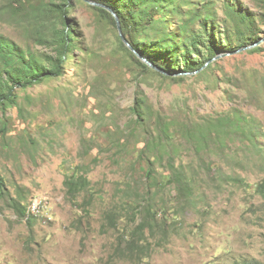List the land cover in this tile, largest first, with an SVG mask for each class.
Listing matches in <instances>:
<instances>
[{
	"label": "rangeland",
	"instance_id": "1",
	"mask_svg": "<svg viewBox=\"0 0 264 264\" xmlns=\"http://www.w3.org/2000/svg\"><path fill=\"white\" fill-rule=\"evenodd\" d=\"M206 1L224 45L228 0ZM55 2L0 0V35L41 59L56 55L52 39L64 22ZM230 2L255 18L263 38L264 0ZM67 8L79 47L64 73L18 88L19 104L0 109L9 194H0V264H264V41L261 51L221 52L210 69L174 80L140 67L93 4L70 0ZM185 17L166 18L178 32ZM140 96L146 121L131 109ZM224 115L239 126L213 124ZM159 119L169 136L160 135ZM206 123L213 139L186 136V127ZM173 163L190 180L189 199L173 182ZM74 170L87 179L77 198L67 191ZM36 197L45 204L31 226L13 203L29 210ZM140 204L153 206L152 224L135 235Z\"/></svg>",
	"mask_w": 264,
	"mask_h": 264
},
{
	"label": "trees",
	"instance_id": "2",
	"mask_svg": "<svg viewBox=\"0 0 264 264\" xmlns=\"http://www.w3.org/2000/svg\"><path fill=\"white\" fill-rule=\"evenodd\" d=\"M55 2L54 10L59 12L64 22L61 29H57L52 42L56 55L45 53L43 59L39 58L34 53H29L23 49L15 40L0 35V109L5 114V109L9 106L18 105L17 89H26L47 79L58 77L65 71V66L68 64L71 52L79 47L78 33L73 23L67 18L70 0H58ZM105 4L113 8L121 22L123 34L130 43L149 61L165 70L161 72L154 70L164 77H169L174 80H182L189 76L193 71L202 68L208 61L216 60L221 52L233 53L244 46L253 44L260 39L258 34L256 20L249 12L242 10L236 3L226 1L227 18L232 21L231 29L221 31L224 35L227 34L225 44L222 41L218 42L215 35V18L212 5L206 0H92ZM186 5L187 9L182 6ZM107 17L117 28L118 23L113 13L101 5H94ZM172 14L178 16H186L180 19L179 31L175 32L174 28H170L173 21H169L166 17ZM198 24L199 28L195 27ZM152 31L155 32L151 35ZM233 37V39L231 38ZM122 44L130 51L133 60L145 70H151L146 62L128 47L120 35ZM237 40L234 43V40ZM228 43V44H226ZM253 50H262L260 45L252 48ZM206 50V51H205ZM206 52V53H205ZM210 62L205 68L212 67ZM204 68V69H205ZM153 70V69H152ZM203 70V69H202ZM201 70V71H202ZM200 72V71H199ZM198 72V73H199ZM196 74V73H193ZM143 95V91H139ZM144 96H140L137 104L132 106V111L137 114L138 120H147L149 113L146 108ZM216 126L224 127L225 132L230 131V128L239 126V119H235L230 115H224L217 121H212ZM159 123L161 120L159 119ZM219 127V128H221ZM211 127L198 124L194 128L186 127V136L191 140H196L197 144L207 142L209 138L213 139ZM171 127L165 122L161 123L160 135L162 132L169 136ZM173 182L177 181L181 195L189 199L191 192L189 185L190 180L183 171L182 166L172 164ZM147 176L155 182V176L152 169L147 170ZM187 179V181L185 180ZM87 179L78 174L77 170L69 175L68 194L77 198L81 192L86 189ZM5 181L0 174V194L2 197L9 196L6 193ZM258 191L264 197V182L258 187ZM190 191V192H189ZM13 206L15 211L21 218L28 217V222L33 226L32 216L28 213V208L21 201H14ZM145 214L143 220L135 226L134 234H145L147 227L152 224L153 206L140 204ZM143 211L138 210L133 214L134 218L140 217ZM136 244L132 250L137 251ZM243 264H262L261 262H245Z\"/></svg>",
	"mask_w": 264,
	"mask_h": 264
},
{
	"label": "water",
	"instance_id": "3",
	"mask_svg": "<svg viewBox=\"0 0 264 264\" xmlns=\"http://www.w3.org/2000/svg\"><path fill=\"white\" fill-rule=\"evenodd\" d=\"M86 1H88L90 4H93V5H101V6H104L105 8H107V9H109L112 13H113V15H114V17H116V19H117V23H118V28H119V31H120V35H121V37H122V39H123V41L125 42V44L128 46V47H130V49L132 50V52L134 51L141 59H142V61H144V62H146L150 67H152V68H154V69H156V70H158V71H161V72H165V70H163L162 68H160L159 66H157L156 64H154L152 61H149V59H147L144 55H142L131 43H130V41L126 38V36L123 34V31H122V27H121V22H120V18H119V16H118V14H117V12L113 9V8H111V7H109V6H107V5H105V4H102V3H99V2H96V1H92V0H86ZM264 41V37L262 38V39H260L259 41H257V42H255V43H253V44H250V45H248V46H244V47H242L241 49H238L236 52H238V51H242V50H247V49H251V48H253V47H255V46H257V45H260L261 46V43ZM226 54H228V53H226ZM219 57H221V55H217V56H215V58L216 59H218ZM210 62H212V60H210V61H208L202 68H200L199 70H197V71H193V72H190L191 74H193V73H198L199 71H201L202 69H204Z\"/></svg>",
	"mask_w": 264,
	"mask_h": 264
},
{
	"label": "built area",
	"instance_id": "4",
	"mask_svg": "<svg viewBox=\"0 0 264 264\" xmlns=\"http://www.w3.org/2000/svg\"><path fill=\"white\" fill-rule=\"evenodd\" d=\"M32 207H29L28 213L29 215L33 216V213H35L36 209L39 208L41 205L45 204L44 200L40 197H36L32 202Z\"/></svg>",
	"mask_w": 264,
	"mask_h": 264
}]
</instances>
